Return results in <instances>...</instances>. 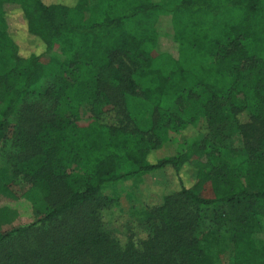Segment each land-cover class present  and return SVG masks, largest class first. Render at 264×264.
<instances>
[{
  "label": "trees",
  "instance_id": "1",
  "mask_svg": "<svg viewBox=\"0 0 264 264\" xmlns=\"http://www.w3.org/2000/svg\"><path fill=\"white\" fill-rule=\"evenodd\" d=\"M10 6L42 43L41 53L16 55L8 39ZM81 7V0H0V69L11 52L16 55L15 65L0 72V138L12 132L15 143L33 153L19 163L23 177L55 196L45 214L0 233V245L85 209L84 226L66 231L62 241H48L45 264H91L84 256L98 248L109 249L105 264H213L223 252L229 253L223 264H264V248L251 230L264 227V0H179L172 7L159 0H103L96 14L72 19ZM163 13L169 19L160 28ZM160 35L178 47L168 67H153L147 51ZM50 61L56 77L39 104L27 103ZM134 75L148 78L142 97L156 112H167L165 105L183 97L190 83L199 87L208 96L204 116L210 126L235 122L244 160L229 163L208 141L156 157L146 131L128 129L111 102L136 94ZM159 170H171L179 189L159 207L134 214L136 237L121 244L103 220L115 203L101 188ZM212 205L225 206L217 240L194 237L198 209Z\"/></svg>",
  "mask_w": 264,
  "mask_h": 264
},
{
  "label": "rangeland",
  "instance_id": "2",
  "mask_svg": "<svg viewBox=\"0 0 264 264\" xmlns=\"http://www.w3.org/2000/svg\"><path fill=\"white\" fill-rule=\"evenodd\" d=\"M45 4L73 5L80 0H42ZM179 0H159L165 7H172ZM103 0H81V8L71 15L72 19L85 20L91 14H96ZM165 13L159 16L157 25L162 28L168 21ZM9 41L16 48L19 58L37 55L42 52L43 45L27 32L26 22L21 12L10 6L7 9ZM177 45L169 38L160 35L155 46L147 49L152 66H169V57L178 55ZM14 52L8 55V65L0 69L7 72L15 65L12 58ZM18 73V72H17ZM57 66L53 61L43 66L42 76L31 87L25 100L29 104H39L40 95L47 85L54 80ZM18 74H13L16 78ZM136 84L135 95L124 98H113L112 103L117 106L118 118L128 129L140 128L145 138L155 145V156L164 158L181 153L190 144L206 145V141L217 145L223 151V157L231 164L244 160L241 151V138L233 120L217 123L213 127L208 124L204 116V108L208 105V96L201 89L190 83L183 97L171 99L164 110L155 111L153 106L142 97L143 90L149 81L145 76L134 75ZM110 120H113L112 118ZM184 127L180 130L182 124ZM58 136V135H57ZM99 141V135H97ZM33 153L24 146L15 143L12 132L0 138V233L13 227L22 226L34 221L45 214L55 203L53 193H44L41 189L31 186L21 173L19 163L31 158ZM118 167H123V159L116 161ZM179 189L175 174L171 170H159L137 174L117 183L101 188L104 198L114 200L115 205L110 211L103 212V220L109 228L115 230V235L121 244L125 237H136L132 230L135 221L134 214L151 211L163 203L167 193ZM225 211L224 205L202 206L198 209V223L193 233L196 238L207 241L217 240L218 230L222 225L221 215ZM87 211L76 209L62 217L47 222L21 235L15 236L9 242L0 245V264H45V254L48 251V241L63 240L66 231L77 226H84L87 221ZM90 226V223L88 227ZM256 244L264 248V227H251ZM220 233V232H219ZM109 249H93L84 256V260L91 264H105L112 258L107 254ZM67 257L71 258L68 254ZM229 259V253L223 252L213 261V264H223Z\"/></svg>",
  "mask_w": 264,
  "mask_h": 264
}]
</instances>
